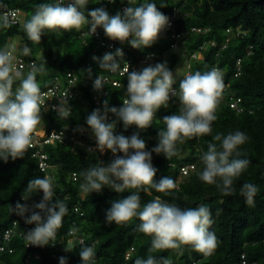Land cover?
<instances>
[{
	"label": "trees",
	"instance_id": "trees-1",
	"mask_svg": "<svg viewBox=\"0 0 264 264\" xmlns=\"http://www.w3.org/2000/svg\"><path fill=\"white\" fill-rule=\"evenodd\" d=\"M145 2L155 3L159 11L167 16L177 12L174 30L185 31L179 42V49H172L176 38L172 36L171 26L161 33L151 47L143 49H135L129 43L121 44L119 41H115L114 49H95L99 45L97 39L88 37L86 44L82 42L81 32L90 26H85L79 32L45 31L40 42L30 41L23 30V24L34 13L38 4L56 3V0H0V5L7 3L23 12L21 23L12 24L9 28H0V48L16 42L26 59L35 60V64L41 69L36 79L42 91L51 86L57 76L70 70H79L83 66L87 67L86 77L95 80L100 73L108 71L102 70L93 57L102 58L107 52L115 53L116 49L123 50V56L117 57L120 67L128 60L139 62L145 56L155 53L156 57L148 65L166 62L174 75L176 67L181 63L185 65L191 53L200 50L205 43L215 40L217 45L209 44L202 49L203 56L194 59L191 66L193 73L202 74L218 67L223 72L224 83L230 84L229 90L222 92L218 101L212 133L186 140L183 144L178 143L177 155L170 160L163 154L153 153L152 163L158 170L157 181L162 177H171L176 183V188L169 195L158 193L155 189L148 193L141 192L140 195L142 205L160 196L161 199L175 203L181 208H194L201 204L207 206L213 220L209 230L217 237V248L207 256L189 246L150 253L151 238L137 231L140 223L138 219L123 225H108L105 222L106 211L111 208L112 203L131 195V192L118 193L106 187L100 193L84 194L79 189L83 182L81 173L99 162L107 165L114 159L113 154L108 152L101 157L97 152L86 151V147L74 152L69 147L55 144L46 147L50 156L49 162L53 165L48 171L41 169L30 147L24 158H9L7 162L0 160V244L3 243L7 230L16 228L21 233L28 232L35 226L25 223L24 217L11 211V206L14 207L17 201L27 203L31 208L42 199V192L35 194L28 201L21 198L31 179L43 178L46 175L51 177L54 199L62 200L68 209L62 227L48 245L27 247L25 238L17 234L6 242L7 249L0 251V264H60L58 255L64 257L67 264H82L79 253L83 247L90 246L92 241L95 242L94 264H134L137 258L146 259L150 254L157 259L167 257L171 264H194V261H198L197 264H241L242 260H246V264H264V0H136V5ZM124 4H127V0H114L113 3L88 0V10L102 7L109 15L123 14L121 7ZM193 27L198 30L193 31ZM237 27L247 33H233L228 46L222 49L228 37L227 29L232 28L235 32ZM99 30L103 39H108L103 28ZM17 40L29 49L27 54ZM249 45H252L250 54L247 53ZM179 51L181 53H178ZM239 59L242 62V71L235 76ZM88 62L90 64L87 66ZM22 71L26 74L30 69ZM184 72L185 69L174 76V87L177 90ZM116 78L122 82L121 86L104 84L102 91L83 83L81 98H84L86 103H82L81 98L73 101L72 113L65 120L57 118L53 111H46L41 106V120L47 130L71 124L82 134L85 141L90 143L91 137H95L88 129L86 119L96 107L93 96L96 93L101 94L103 109L105 101H108L109 106H122V98L126 96L127 90V75H117ZM236 97L241 98L244 108L242 112H237L226 103ZM179 108V101L174 97L167 108H161L156 113L152 126L147 130L141 131L135 125L125 129L123 122L117 121L115 134L130 137L139 132L146 142L147 150L150 151L158 143L159 131L166 128L163 118L178 114ZM116 120L115 117L114 121ZM237 130L244 132L248 138L239 148L242 153L239 158L247 159L250 163L234 181L235 191L225 196L215 185L206 184L199 179V173L204 167L201 157L207 151L208 144L214 142L213 137L216 134L227 135ZM191 163H194L196 168L179 178L181 167ZM74 173L77 174L76 178L73 177ZM178 182L180 188L177 187ZM245 183L254 184L258 189L251 206L247 205L245 198L240 195V188ZM75 206L81 208L83 216L74 211ZM26 215L30 216L31 212ZM73 229L85 238L84 244L77 241L74 244L69 243ZM132 247L130 257L127 258L126 255ZM9 248L12 251H9Z\"/></svg>",
	"mask_w": 264,
	"mask_h": 264
},
{
	"label": "clouds",
	"instance_id": "clouds-1",
	"mask_svg": "<svg viewBox=\"0 0 264 264\" xmlns=\"http://www.w3.org/2000/svg\"><path fill=\"white\" fill-rule=\"evenodd\" d=\"M127 4L129 6L123 14L110 16L102 7L89 11L88 0L41 3L22 27L32 42H40L45 31L79 32L85 26H90L89 33L92 35L98 28H103L105 36L112 41L129 43L135 49L151 47L169 26V18L153 2L136 5V0H127ZM14 18L15 12H0V28L11 27ZM13 51L10 46L0 48V160L4 162L9 158H24L32 143L33 132L40 123L41 105L44 102L36 79L41 69L33 63L26 74L18 70ZM24 52L27 54L29 49L25 47ZM121 56L123 50L116 49L115 53L107 52L102 58L94 56L93 59L102 70L115 73L120 69L117 57ZM124 73L128 83L122 106H109L105 101L103 112L95 109L86 119L88 129L95 137H91L90 143L96 142V149L89 151H108L114 159L107 165L99 162L84 170L79 189L84 194L100 193L106 187L118 193L131 192V195L112 203L106 211L105 222L108 225H123L138 219L137 231L151 238L150 253L189 246L198 253L211 255L218 246V240L215 233L209 230L213 220L207 206L201 204L194 208H181L160 196L142 205L140 193L155 189L158 193L169 195L176 188L171 177H162L157 181L158 170L153 166L152 154H163L170 160L177 155L178 143L211 135L217 104L224 89L223 72L219 68H212L203 74H187L179 81L178 90L174 87V75L166 62L148 65L138 71H129L128 66ZM94 88L102 91L100 77L95 80ZM174 97L180 104L179 113L163 118L166 128L159 131L158 143L150 151L139 132L130 137L115 134L117 121H122L125 129L135 125L141 131L147 130L152 126L156 113L161 108H167ZM109 113L117 120L109 122ZM70 114V107L61 102L58 116L63 120ZM80 139L82 145L74 152L88 143L82 135ZM247 139L245 133L239 130L227 135L216 134L214 142L208 144L207 151L201 157L204 167L199 179L215 185L223 195H231L235 191L234 181L250 163L247 159L239 158L242 155L239 148ZM257 191L254 184L245 183L240 188V195L251 206ZM40 192L43 193L42 199L31 208L19 201L14 207L11 206V211L24 217L25 223L35 224V228L25 234V239L30 246L38 247L46 246L55 239L68 212L62 200L54 199L53 179L47 175L31 179L21 198L28 201ZM29 212L31 215H26ZM79 255L82 264H94L93 246L83 247ZM60 264H67L64 257L60 258ZM134 264H171V260L167 257L157 259L150 254L146 259L137 258Z\"/></svg>",
	"mask_w": 264,
	"mask_h": 264
},
{
	"label": "built area",
	"instance_id": "built-area-1",
	"mask_svg": "<svg viewBox=\"0 0 264 264\" xmlns=\"http://www.w3.org/2000/svg\"><path fill=\"white\" fill-rule=\"evenodd\" d=\"M101 1L113 3V2H110V0H101ZM67 2H68V0H65V3H67ZM128 6L129 5H127V4L122 5V7H121L122 11H124V9L127 8ZM3 11L15 12V18H14V22L12 24H19L23 21V12L20 10V8L12 7V6L8 5L7 3H4V4L0 5V12H3ZM115 15L116 14H111L110 16H115ZM176 16H177V12H175L172 16H167V17L169 18V26L172 27V36L174 38H176V41L172 45V49L177 50V49H179V42H180L181 38L185 35V31L177 32L174 30V24H175L174 20H175ZM192 30L196 31V30H198V28L193 27ZM205 30H207V29H205ZM227 33H228V37L226 38V40L222 46V49L228 46L233 33L236 35H245L247 33V31L241 29V27H237L235 32L232 28L227 29ZM81 37H82V42L84 44L87 43L86 40L88 37H93V38L97 39L99 41V45H97L98 47H96L95 49L105 47V51H106L108 49H114L115 48V41H112L109 38L106 40L103 39V35H102L101 31L99 30V28L97 29V32L93 35L91 33H89V29H86V30L81 32ZM209 44H211L213 46L217 45L215 40H211V41L205 43L204 45H202L200 50H197V51H194L193 53H191V55L189 56V58L185 62V65H184L185 72L182 76V79L187 74L193 73V71L191 69L192 61L194 59L201 58L203 56V54H202L203 50L202 49H205ZM10 47L12 49H14V51H13V55L15 57L14 63H15L18 70L30 69L29 65L33 64V63L35 64V60H28L24 57L23 53L21 52L20 47L18 46V44L16 42H13L10 45ZM251 52H252V45H249V47L247 48V53L250 54ZM155 57H156V54L151 53L150 55L145 56L139 62H135L133 60H128L115 73L110 72V71L105 72V73H100L95 78V80L98 77H100L102 85L111 84L113 86H121L122 82L118 78H116V76L117 75H121V76L126 75V73H124V69L126 67L129 66V71L141 70L143 67H146L150 63V61ZM89 64H90V62H88L86 65L88 66ZM86 68H87L86 66H83L79 70H70V71L66 72L65 74L57 76L54 83L51 86H49L47 89H44L41 91V93L43 94V98H44V102L41 106L46 111H53L55 113L56 117L61 119L58 116V108H59L61 102H64V103H67L68 107H70L71 113H72L71 103L73 101L81 98L82 84L88 83L92 87H94L95 80L94 79L91 80V79L86 77V73H85ZM215 68H218V67H215ZM241 71H242V62H241V59H239L237 61V71L235 73V76H238L237 73L240 74ZM229 87H230L229 83H224V89L222 92H227L229 90ZM106 94H107V91L104 93V96ZM220 98H221V96H220ZM80 101L82 103H86L84 98L83 99L81 98ZM93 101H94L95 106H96L95 109H100L101 112H103V107H102V103H101V94L96 93L93 96ZM226 103L231 108L236 110L237 112H242L244 109L243 106L241 105V98L240 97L233 98L230 101L227 100ZM63 120H65V119H63ZM114 120H115V116L113 114L109 113V122L114 121ZM81 135H82L81 133H78L77 128L71 124L62 125L60 128H53V129L48 131L46 126H45V123L42 120H40L39 125L36 127L35 131L33 132L32 143L29 147L33 149L32 155H33V157H36L38 159L39 166L41 167V169L44 171H48L49 168H53V165H51L49 162L50 156L46 150V147L48 145L61 144L65 147L71 148L73 151H76L78 146L82 145V140L80 139ZM85 146H86L87 151H89L90 149H96V142L87 143V144H85ZM89 152H97L101 156H105L107 154V151H106V154H103V155L98 150L89 151ZM195 168H196V165L194 163L183 165L181 167V170H180L179 178H182L183 176L188 175ZM76 176H77V174L74 173L73 177L76 178ZM177 187L180 188L179 182L177 183ZM74 211L77 214H79L80 216L84 215V212L81 210V208L79 206H75ZM75 224H76V222H74V225ZM33 228H35V226L32 227L31 229H33ZM26 233L27 232L19 233V230H17L16 228L7 230L4 234L3 243L0 244V251H4L7 249L6 242L10 241L13 236L20 234L25 238ZM71 234L72 235L69 238L70 244H74L76 241L81 243V244L85 243V238L82 236H79L75 229H73L71 231ZM94 244H95V242L92 241L90 246H93ZM26 246L31 247L27 241H26ZM132 250H133V247L127 253V255H126L127 258L130 257ZM9 251H12V249L9 248ZM57 257L61 258V256H59V255ZM243 258H244V256H243ZM197 263H198V261H194V264H197ZM241 264H246V260H242Z\"/></svg>",
	"mask_w": 264,
	"mask_h": 264
},
{
	"label": "rangeland",
	"instance_id": "rangeland-1",
	"mask_svg": "<svg viewBox=\"0 0 264 264\" xmlns=\"http://www.w3.org/2000/svg\"><path fill=\"white\" fill-rule=\"evenodd\" d=\"M18 41V40H17ZM18 43H20V45H21V47L23 48V51H24V49H25V45H24V43H21V41H18ZM182 51V50H181ZM181 51H179L178 53H181ZM172 53V52H171ZM170 53V54H171ZM183 69H184V63H181V64H179L177 67H176V71H175V73H174V76H177L178 74H180V73H182V71H183ZM108 152V151H107ZM103 154H106V152L105 153H102V155ZM104 157V156H103Z\"/></svg>",
	"mask_w": 264,
	"mask_h": 264
}]
</instances>
